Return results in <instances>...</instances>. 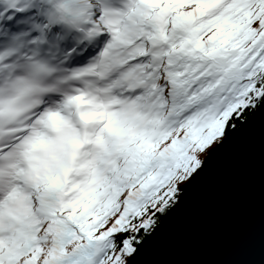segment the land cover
<instances>
[{"label":"snow or ice","instance_id":"6c2138e0","mask_svg":"<svg viewBox=\"0 0 264 264\" xmlns=\"http://www.w3.org/2000/svg\"><path fill=\"white\" fill-rule=\"evenodd\" d=\"M261 106L264 0H0V264H129Z\"/></svg>","mask_w":264,"mask_h":264},{"label":"water","instance_id":"95a60500","mask_svg":"<svg viewBox=\"0 0 264 264\" xmlns=\"http://www.w3.org/2000/svg\"><path fill=\"white\" fill-rule=\"evenodd\" d=\"M129 264H264V106L209 149Z\"/></svg>","mask_w":264,"mask_h":264},{"label":"trees","instance_id":"16d2710c","mask_svg":"<svg viewBox=\"0 0 264 264\" xmlns=\"http://www.w3.org/2000/svg\"><path fill=\"white\" fill-rule=\"evenodd\" d=\"M258 110L259 109H257L255 112H252V111H249V112H246L245 113V119H246V122H248L253 116H255L256 115V113L258 112ZM235 122V124H236V128L235 129H233L232 127H231V125H229V127L225 130V133H224V136L223 137H225V136H227V135H229V134H231V133H233V132H235L236 130H238L239 128H241L245 123H241L239 120H236V121H234ZM222 137V138H223ZM221 138V139H222ZM220 139V140H221ZM219 140V141H220ZM219 141H217V142H219ZM217 142H215V143H213L212 145H211V147H209L203 154H201L200 155V159L202 160V156H205L206 154H207V152L209 151V149L210 148H212ZM203 161V160H202ZM193 175V174H192ZM186 181V180H185ZM184 181V182H185ZM183 182V183H184ZM183 183H181V184H179L178 185V187H179V189H180V193H181V190H182V185H183ZM180 195V194H179ZM179 195H178V197H177V199L179 198ZM171 209V208H170ZM169 209V210H170ZM168 210V211H169ZM167 211V212H168ZM157 216H158V222H157V224L162 220V218L165 216V215H160L159 213H157ZM141 235H143V231H141ZM147 238V236H144V239H143V241L145 240Z\"/></svg>","mask_w":264,"mask_h":264},{"label":"rangeland","instance_id":"374dc122","mask_svg":"<svg viewBox=\"0 0 264 264\" xmlns=\"http://www.w3.org/2000/svg\"><path fill=\"white\" fill-rule=\"evenodd\" d=\"M206 156V155H205ZM205 156H202V160L205 158Z\"/></svg>","mask_w":264,"mask_h":264}]
</instances>
